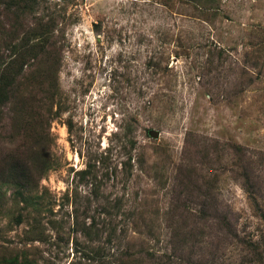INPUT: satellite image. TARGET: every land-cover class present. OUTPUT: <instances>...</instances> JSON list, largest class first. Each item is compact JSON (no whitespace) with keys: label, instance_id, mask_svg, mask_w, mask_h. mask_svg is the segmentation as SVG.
Masks as SVG:
<instances>
[{"label":"rangeland","instance_id":"1","mask_svg":"<svg viewBox=\"0 0 264 264\" xmlns=\"http://www.w3.org/2000/svg\"><path fill=\"white\" fill-rule=\"evenodd\" d=\"M202 257L264 264V0H0V264Z\"/></svg>","mask_w":264,"mask_h":264},{"label":"trees","instance_id":"2","mask_svg":"<svg viewBox=\"0 0 264 264\" xmlns=\"http://www.w3.org/2000/svg\"><path fill=\"white\" fill-rule=\"evenodd\" d=\"M175 236H176V238H177V233L175 234ZM180 236H178V238H179ZM181 237H182V235H181ZM183 239H184V237H183ZM180 241H182V240H180ZM183 245V247L185 246V243H183L182 244V242H178V246L181 248V246ZM212 261V260H211ZM210 261V262H211ZM196 264H207V263H205V259H204V257H202V258H200V260L196 263ZM213 264V263H212Z\"/></svg>","mask_w":264,"mask_h":264},{"label":"water","instance_id":"3","mask_svg":"<svg viewBox=\"0 0 264 264\" xmlns=\"http://www.w3.org/2000/svg\"><path fill=\"white\" fill-rule=\"evenodd\" d=\"M155 136L157 135V134H154Z\"/></svg>","mask_w":264,"mask_h":264}]
</instances>
